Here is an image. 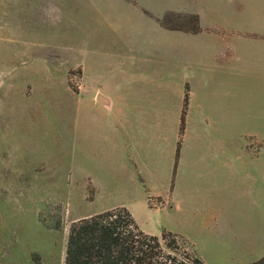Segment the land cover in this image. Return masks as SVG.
<instances>
[{"label": "crops", "instance_id": "crops-1", "mask_svg": "<svg viewBox=\"0 0 264 264\" xmlns=\"http://www.w3.org/2000/svg\"><path fill=\"white\" fill-rule=\"evenodd\" d=\"M127 9L88 32L93 57L76 66L77 191L93 192L87 217L125 208L144 233L224 264L250 250L230 239H254L230 231L234 203L264 190V0ZM168 10L197 16L200 31L164 28Z\"/></svg>", "mask_w": 264, "mask_h": 264}, {"label": "rangeland", "instance_id": "rangeland-1", "mask_svg": "<svg viewBox=\"0 0 264 264\" xmlns=\"http://www.w3.org/2000/svg\"><path fill=\"white\" fill-rule=\"evenodd\" d=\"M188 6L189 0H0V264H63L71 223L97 210L92 191H77L76 66L93 57L88 32L109 11ZM166 14L168 28L196 26L193 15ZM262 187L257 203H234L230 231L254 239H230L250 250L242 255L235 247L224 264L264 254ZM178 247L193 252L184 239Z\"/></svg>", "mask_w": 264, "mask_h": 264}, {"label": "trees", "instance_id": "trees-1", "mask_svg": "<svg viewBox=\"0 0 264 264\" xmlns=\"http://www.w3.org/2000/svg\"><path fill=\"white\" fill-rule=\"evenodd\" d=\"M191 32H199L198 17ZM167 14L159 23L166 29ZM185 95L183 115L186 109ZM176 235L144 233L125 208L107 210L71 223L63 264H204L194 253L181 251ZM251 264H264V256Z\"/></svg>", "mask_w": 264, "mask_h": 264}, {"label": "clouds", "instance_id": "clouds-1", "mask_svg": "<svg viewBox=\"0 0 264 264\" xmlns=\"http://www.w3.org/2000/svg\"><path fill=\"white\" fill-rule=\"evenodd\" d=\"M58 11V9H56Z\"/></svg>", "mask_w": 264, "mask_h": 264}]
</instances>
